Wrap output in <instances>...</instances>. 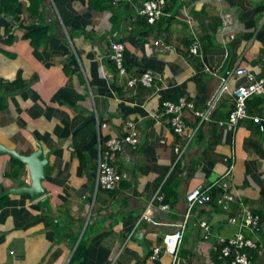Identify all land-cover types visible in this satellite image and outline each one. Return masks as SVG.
I'll list each match as a JSON object with an SVG mask.
<instances>
[{"label":"crops","instance_id":"crops-1","mask_svg":"<svg viewBox=\"0 0 264 264\" xmlns=\"http://www.w3.org/2000/svg\"><path fill=\"white\" fill-rule=\"evenodd\" d=\"M142 2L0 0V144L49 153L37 197L9 192L31 181L24 162L0 154V264H173L153 248L181 227L176 264H228L218 239L237 231L259 245L246 249L249 264H264V130L252 121H264V92L227 127L233 91L247 82L227 72L264 76V0H166L153 25ZM155 39L170 49L155 51ZM115 41L123 73L110 58ZM145 72L151 85L127 84ZM181 97L194 109L177 134L162 103ZM131 126L138 143L121 142L112 161L125 177L96 187L100 149ZM221 179L236 198L227 208L216 185L208 203L186 199ZM240 202L259 214L260 231L228 221Z\"/></svg>","mask_w":264,"mask_h":264},{"label":"built area","instance_id":"built-area-1","mask_svg":"<svg viewBox=\"0 0 264 264\" xmlns=\"http://www.w3.org/2000/svg\"><path fill=\"white\" fill-rule=\"evenodd\" d=\"M165 3L166 0H143L139 13L144 16L148 24L153 25L163 15ZM152 44L155 51L170 49V46L161 41V39L153 40ZM110 49V58L114 61L118 72L123 73V43L119 41L112 42ZM189 51L195 55L199 53V43L197 40H194L191 43ZM232 73H235L236 75H243L246 77L247 82L246 84L238 85L233 91L234 105L227 120V127L229 128L234 127L239 121L248 117L246 106L247 100L253 95L264 92V76L256 77L250 71L242 68H238L235 71H228L227 75H231ZM152 81L153 75L150 72H145L139 77H132L128 79L127 84L132 87L137 82H141L143 85L149 86ZM162 106L164 113L169 115V122L172 130L177 134H181L185 128L183 110H193L194 104L191 101H187L184 97H181L176 102L164 101ZM196 114L201 115V113L197 111ZM252 121L259 126L260 130H264V121L261 118L254 116L252 117ZM221 123L222 122H220V124ZM121 142H127L132 147L136 146L138 143V134L132 126L128 135L122 140L111 138L105 143V146L100 149L94 177L96 187L107 190L114 189L125 177V173L118 171L112 164L116 152L120 149ZM176 152H180L178 147L176 148ZM214 185L219 186L221 191L220 195L216 199L217 205L227 208L229 203L236 201L235 194L230 190L229 185L222 179L216 181L209 187H196L192 189L186 194V199L191 205L194 203L199 205L208 203L213 200L210 188ZM240 210L241 214H239V216H231L228 221L230 223H239L241 227L250 228L255 232L260 231L261 227L259 214L243 206L241 202ZM201 227L204 230L203 237L207 238L209 234L208 224L206 222H201ZM182 235L183 227L177 228L166 234L162 240V247L153 248V257H156L162 249L165 253L173 257V264H176L175 260L181 244ZM218 242L221 244L219 258L224 260L227 257H230L228 264H249L250 259L246 249L254 250L259 248V245L255 240L245 237L240 231H237L231 237H219Z\"/></svg>","mask_w":264,"mask_h":264},{"label":"water","instance_id":"water-1","mask_svg":"<svg viewBox=\"0 0 264 264\" xmlns=\"http://www.w3.org/2000/svg\"><path fill=\"white\" fill-rule=\"evenodd\" d=\"M2 153L9 154L15 159L24 162L27 165L29 179L31 181V185L29 187L12 188L9 190V192H27L33 197L41 195L44 192L41 180L43 179L45 170L47 168L49 153L44 154L43 150L38 146L36 151L30 155L24 156L20 155L17 151L8 149L4 145L0 144V154Z\"/></svg>","mask_w":264,"mask_h":264},{"label":"trees","instance_id":"trees-1","mask_svg":"<svg viewBox=\"0 0 264 264\" xmlns=\"http://www.w3.org/2000/svg\"><path fill=\"white\" fill-rule=\"evenodd\" d=\"M147 23V22H146ZM150 25V24H149ZM211 189H212V187L210 188V192H211ZM221 249V248H220ZM247 251V253H249V250H246ZM219 252H220V250H219ZM248 256H249V254H248ZM251 256V255H250ZM250 256H249V259H250ZM226 260H227V263L229 262V260H230V257H227L226 258Z\"/></svg>","mask_w":264,"mask_h":264}]
</instances>
